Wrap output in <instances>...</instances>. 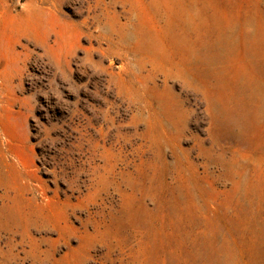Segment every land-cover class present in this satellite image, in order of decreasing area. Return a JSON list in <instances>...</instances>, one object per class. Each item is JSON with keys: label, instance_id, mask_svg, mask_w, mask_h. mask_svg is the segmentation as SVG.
Instances as JSON below:
<instances>
[{"label": "rangeland", "instance_id": "374dc122", "mask_svg": "<svg viewBox=\"0 0 264 264\" xmlns=\"http://www.w3.org/2000/svg\"><path fill=\"white\" fill-rule=\"evenodd\" d=\"M0 264H264V0H0Z\"/></svg>", "mask_w": 264, "mask_h": 264}]
</instances>
